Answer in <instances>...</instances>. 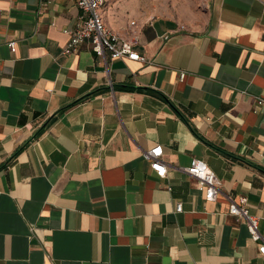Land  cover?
Returning a JSON list of instances; mask_svg holds the SVG:
<instances>
[{"label":"crops","instance_id":"1","mask_svg":"<svg viewBox=\"0 0 264 264\" xmlns=\"http://www.w3.org/2000/svg\"><path fill=\"white\" fill-rule=\"evenodd\" d=\"M139 10L103 19L136 22L144 63L64 54L76 0H0V264H264L228 201L264 236V0H206L195 26Z\"/></svg>","mask_w":264,"mask_h":264},{"label":"built area","instance_id":"2","mask_svg":"<svg viewBox=\"0 0 264 264\" xmlns=\"http://www.w3.org/2000/svg\"><path fill=\"white\" fill-rule=\"evenodd\" d=\"M109 0H76V7L81 12L74 28L67 32L69 34L63 53L68 55L77 52L81 45L86 44L89 49L101 56L107 52L111 59H127L139 62H146L145 58L137 54L133 48L137 44V24L135 21L128 23L123 32L112 31L103 19V10ZM11 52L15 51V44H9ZM185 74H181L183 79ZM257 105H264V100H257ZM146 160L151 170L156 176H165V164L162 161V148H155L144 152ZM183 171L192 178L199 181L204 188V200L214 201L219 195L220 182L215 174L203 163L193 162V164ZM229 214L237 221L243 222L247 226L249 237L258 244V249L264 256V236L258 230V218L251 216L245 206V199L234 203L229 200ZM175 211H181V205L177 204Z\"/></svg>","mask_w":264,"mask_h":264},{"label":"rangeland","instance_id":"3","mask_svg":"<svg viewBox=\"0 0 264 264\" xmlns=\"http://www.w3.org/2000/svg\"><path fill=\"white\" fill-rule=\"evenodd\" d=\"M134 3L135 7L144 8L139 10L148 19L157 17L172 18L181 24L195 26L199 22V13L205 6L206 0H123ZM127 12V10H123Z\"/></svg>","mask_w":264,"mask_h":264}]
</instances>
